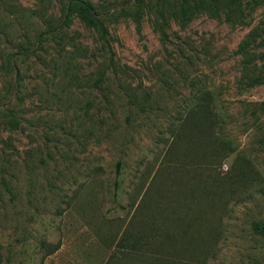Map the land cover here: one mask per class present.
<instances>
[{"label": "rangeland", "instance_id": "obj_1", "mask_svg": "<svg viewBox=\"0 0 264 264\" xmlns=\"http://www.w3.org/2000/svg\"><path fill=\"white\" fill-rule=\"evenodd\" d=\"M68 1L0 0V264H264V0Z\"/></svg>", "mask_w": 264, "mask_h": 264}, {"label": "trees", "instance_id": "obj_2", "mask_svg": "<svg viewBox=\"0 0 264 264\" xmlns=\"http://www.w3.org/2000/svg\"><path fill=\"white\" fill-rule=\"evenodd\" d=\"M206 0H174V1H168L163 0L162 3H158V6L154 8V13L157 15V17L164 18L165 12L168 11L169 15L180 21L181 23L185 24L190 17H193L195 11L199 9L200 7L206 6L205 4ZM211 3H213L214 0H209ZM171 2H174L176 4L175 7H173ZM178 2V3H177ZM212 6V4H209ZM125 8L120 13L121 16L131 15L135 21H139V15L141 13V10L144 6V0H127L125 1ZM213 7V6H212ZM215 7V6H214ZM216 10L218 7L215 8ZM60 10L63 14L59 16V26L54 27L49 24H47V27L49 28L47 31H42L39 35V41L43 43L47 37L49 39H52L53 41L58 40V37H60V41L62 40V30L69 24V21L73 14H78L79 18L84 21L88 26H90L97 34L99 35V40L102 45L103 50L109 54L110 56V62L111 64L114 61V52L112 49V36L111 33L108 30V27L105 23V18L100 15V11L94 6L92 2H88L86 0H69L66 5L60 4ZM35 15H40L38 11L33 12ZM44 17V14H42ZM118 17V16H117ZM119 18V17H118ZM164 24L158 23L157 28L163 31ZM248 44H243L240 47V51L244 54H246L248 50ZM24 50V49H22ZM13 58V57H12ZM12 63V61H11ZM10 64V63H9ZM249 67H255V63H247ZM12 67L14 64H10ZM15 67V66H14ZM17 75H19V71L16 69L14 70ZM4 73L7 75V70L5 68ZM104 77V74H103ZM262 83V79L258 76L254 78L251 81L252 85H256ZM5 110H1V113L3 115H6L4 117H7V114H5ZM260 111L264 112V102L260 104ZM11 118L9 119V123L13 127L18 126L17 120L14 118V115L11 114ZM123 169V162L119 161L117 163V179L115 181V196H117L118 189L120 188V181L119 178L122 174ZM252 229L255 234L258 236H261L264 238V221H253L252 222Z\"/></svg>", "mask_w": 264, "mask_h": 264}]
</instances>
